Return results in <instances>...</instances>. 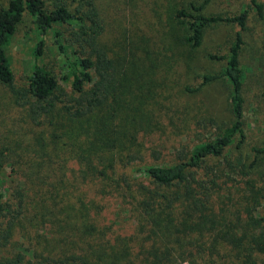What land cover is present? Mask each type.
Listing matches in <instances>:
<instances>
[{"label":"trees","instance_id":"16d2710c","mask_svg":"<svg viewBox=\"0 0 264 264\" xmlns=\"http://www.w3.org/2000/svg\"><path fill=\"white\" fill-rule=\"evenodd\" d=\"M209 1H164L185 28L163 57L150 49L155 0H9L0 7V248L19 238L29 245L28 254L0 264H264V214L255 213L264 193L254 177H264L255 169L264 141L250 145L249 163L228 153L247 138L242 32L253 8L264 16V4L247 0L237 14L221 15L205 10ZM25 13L40 37L20 86L5 46ZM220 23L236 26L226 52L209 54L222 69L177 91L226 80L229 124L179 148L172 163L140 165L139 134L157 116L174 119L181 110L177 92H149L136 79L158 80L178 62L176 49L189 67L208 26ZM48 32L69 88L38 63ZM134 36L143 38L140 46L128 42Z\"/></svg>","mask_w":264,"mask_h":264},{"label":"rangeland","instance_id":"374dc122","mask_svg":"<svg viewBox=\"0 0 264 264\" xmlns=\"http://www.w3.org/2000/svg\"><path fill=\"white\" fill-rule=\"evenodd\" d=\"M9 0H0V7L6 6ZM158 2L154 13L156 25L151 31L150 49L154 52L161 53V57L169 55L168 48L173 45L178 38L184 33V23L181 18L171 12L172 10L165 6L164 1ZM196 1L201 3L203 0H170L173 6H179L181 2ZM247 0H210L205 6V10L211 13L221 15L237 14L242 5ZM264 4V0H258ZM134 26L130 23L128 26V37ZM236 26L230 23H220L210 25L206 29L203 42L196 50V58L189 62L190 66L183 63V58L176 56L178 59L170 70L161 72L158 80L143 77L141 80L136 79V84L141 88L152 91L177 92L172 96L180 102L178 108L181 110L178 117L173 119L169 117L157 116L152 120V124L141 132L137 142L145 153V159L142 164H169L172 163L176 151L182 146L191 147L200 141L210 139L216 136L217 125H228L231 120L229 110L230 87L226 80L218 79L212 83L202 86L198 91L193 93L178 92L179 85L184 83L194 84L197 86L199 81L196 75L203 71L218 73L223 67L222 60L209 58L210 53H225L231 41L234 38ZM39 33L31 16L24 14L22 21L18 25L11 41L5 46V52L9 59L11 69L14 74L15 82L18 85L26 84L32 69V51L39 38ZM128 41L133 42L134 46H140L139 40L143 38ZM242 37L244 44L240 56L241 69L243 74V96L245 98L244 107V129L246 132V142L239 149L231 147L228 153L232 156L242 154L247 156L246 163L252 160L250 145H260L264 141V16L259 18L256 15L255 8L250 12L247 21V28L243 30ZM180 39V38H179ZM45 47L38 58L40 65L46 66L53 70L57 75L61 85L69 88L68 79H63L65 70L61 65V57L53 44V38L48 32L44 38ZM175 46V45H174ZM176 47V46H175ZM168 61V60H167ZM158 70V69H157ZM196 82V83H195ZM6 96V93L2 94ZM164 111L162 109L161 113ZM213 118L216 125L208 122ZM205 125H203L204 121ZM202 121V123H201ZM152 151L158 155L154 156ZM256 170L264 172V160L258 161ZM257 185L262 188L264 193V177H257ZM255 213L264 214V196L260 200V205ZM118 213L115 212L114 216ZM29 245L23 238L9 242L0 248V261L5 258L13 257L16 252L28 254ZM27 264V263H25ZM35 264V263H34Z\"/></svg>","mask_w":264,"mask_h":264},{"label":"built area","instance_id":"2783aa9c","mask_svg":"<svg viewBox=\"0 0 264 264\" xmlns=\"http://www.w3.org/2000/svg\"><path fill=\"white\" fill-rule=\"evenodd\" d=\"M181 264H189V263L185 261V262H182Z\"/></svg>","mask_w":264,"mask_h":264}]
</instances>
